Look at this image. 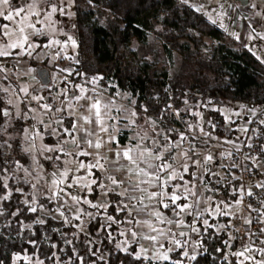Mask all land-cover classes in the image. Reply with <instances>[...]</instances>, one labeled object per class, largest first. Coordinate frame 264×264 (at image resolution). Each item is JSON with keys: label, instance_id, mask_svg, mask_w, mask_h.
<instances>
[{"label": "trees", "instance_id": "16d2710c", "mask_svg": "<svg viewBox=\"0 0 264 264\" xmlns=\"http://www.w3.org/2000/svg\"><path fill=\"white\" fill-rule=\"evenodd\" d=\"M19 1L11 0L12 6ZM74 2L76 58L69 62L57 61L56 66L71 68L75 83L85 80L92 85L94 79L100 78L107 87L112 82L111 94L123 91L135 98L140 121L154 117L162 120L165 127L167 124L180 125L172 112L173 106L181 119L196 122L194 113L198 107L207 104L218 108L209 112L208 130L218 131L226 120L219 108L234 104L264 108V62L188 3L181 0ZM151 34L160 40L163 54H155L149 60L151 53L146 49ZM175 52L181 56V64L170 77L167 62ZM2 85L0 79V202L8 192L3 181L8 173L11 175V195L2 201L0 264H12L14 255L24 252L38 254L44 264H55L56 255H60L61 264H145L143 258L135 259L136 245L130 246L128 251L118 248L125 213L118 207L120 197L115 193H110L106 211L91 209L94 216L87 224L90 237L51 218L44 225H36L32 235L26 232L22 235L23 225L34 223L38 217V213H32L22 202V193L17 192L19 187L26 190L29 186L15 179L17 165L26 166L30 161L22 140L26 122L22 117L10 121V113L3 115L9 110V94ZM185 101L191 102L192 108L183 110ZM62 118L68 127L72 120L64 113ZM125 142L121 138V143ZM195 171L196 167H190L184 178L192 180ZM95 175L100 177L98 173ZM212 178L208 174L206 183L212 189H220L217 200L237 201L239 182L233 184L234 192L230 194L231 183L217 186ZM96 195H91L93 201ZM41 202L46 203L45 200ZM104 214L112 217L111 221L106 219L105 224ZM218 220L225 225L219 233L215 228ZM229 221L230 218L221 211L217 218H210L206 227L198 222L204 230L197 241L196 259L183 256L184 249L181 248L172 252L170 261L164 264H240L235 255H229ZM56 227H61L62 236L55 232ZM92 238L101 242L91 245ZM63 247L64 252L61 251ZM238 247L237 240L231 242L233 252ZM101 253L107 255L106 260L99 259ZM228 255L229 263L225 258Z\"/></svg>", "mask_w": 264, "mask_h": 264}, {"label": "rangeland", "instance_id": "374dc122", "mask_svg": "<svg viewBox=\"0 0 264 264\" xmlns=\"http://www.w3.org/2000/svg\"><path fill=\"white\" fill-rule=\"evenodd\" d=\"M192 4L204 6L203 13L207 18L206 13H211L212 19L217 20L219 27L223 24L224 29L229 35L237 36L242 43L250 50L254 55H256L262 62H264V0H189ZM23 6L25 11L21 13L20 16H15V11L19 10V7ZM56 7L57 11L52 12L51 8ZM0 51L10 52L11 55L0 56V79L3 81L5 91L8 92V105L10 113V121L16 119L15 117H22L23 121L26 122V127L22 133L23 146L29 155L30 161L28 165L21 166L17 165L15 168L16 175L15 179L17 182H22L29 186L28 189H23L19 187L17 192L22 193V202L30 208L35 207L38 217L34 223L24 224L22 235L34 233V227L36 225H44L48 218L54 219L58 222H63L65 226L71 227L77 230L78 233H82L90 237L87 230V224L93 218L94 212L91 210L95 208L97 210L106 211L110 195V190L107 195H103V189L97 187V185L91 186V192L85 189L81 185L77 184V179L87 176L86 170H80L77 165L80 161L85 164L89 163L80 159L78 155H64L67 153H77L76 148L71 143L66 134L62 132L61 127V115H58L56 110V104L58 103L60 91H57L58 87L65 82H72L68 79L59 80L56 78L54 68L57 61L65 60L66 62L74 61L76 58L78 50V40L75 32V2L74 0H20L15 7L12 6L11 0L8 5L0 6ZM5 15H13V20L9 21L5 19ZM29 24H34L35 27H29ZM236 27V28H235ZM23 28V33L20 29ZM236 29V30H235ZM7 33V35H5ZM28 37V44L25 45L24 49H12L8 45L17 42L23 38V36ZM71 37V40H69ZM46 40V45L44 42ZM54 41H59L60 43H54ZM72 41H75V46H73ZM243 42H246L244 45ZM148 48L146 49L149 55V60L154 58V55L162 53L161 42L156 37L155 34L149 35L148 38ZM31 45V47H29ZM138 47V44H135ZM64 51V53H62ZM65 54V55H64ZM57 59V60H56ZM42 64V65H41ZM169 66V76L172 77L174 72L180 67L181 56L178 53H173L172 57L167 62ZM38 69H47L50 73L51 83L48 86H43L37 77ZM71 70V68H68ZM24 76H21L23 72H26ZM30 75V76H29ZM23 77V78H22ZM26 79V92L20 94L18 88V80ZM92 85L104 90L108 93L109 88L113 86L112 82H109L108 86L105 87L101 83L100 78L93 80ZM38 88H43L42 93H38ZM55 89V90H54ZM93 91V90H91ZM118 97L121 100L129 101L133 106L135 103V98L130 94L124 93L123 91H118ZM20 94V95H19ZM46 106V107H45ZM193 104L191 102L185 101L183 110L192 108ZM201 106V105H200ZM172 112L175 115V119L180 122V125L187 128L191 132H196L202 134L207 131L206 128V111L209 109H218L212 105H204L203 107H198L197 111L194 113L197 115L196 122L189 119H181L179 112L173 106ZM243 108L240 104H234L229 107L223 106L219 108L222 114L225 116L226 121L233 118L240 117L241 109ZM134 110V109H133ZM238 113V115H236ZM61 114V113H60ZM227 117V118H226ZM150 118V117H149ZM147 119V122L141 123L144 126V133L150 132L154 133L156 145L162 141H167L169 144L174 141L181 142L184 152H187V158L189 162L187 165L198 167H208L211 165V161L207 160L208 156H211L208 150L209 146H203L200 144L199 140L189 136L185 132L170 131L173 124H167L168 127L162 121L155 120L154 117ZM166 125V126H167ZM242 128V127H241ZM243 129V128H242ZM183 133L188 137L185 141L177 140L179 139V134ZM172 135H176V138H171ZM62 137V138H61ZM145 137V136H144ZM168 137V140H165ZM177 140V141H176ZM168 144V145H169ZM45 146L51 147L53 151H47ZM178 149H175L176 151ZM59 155L60 160H56L55 157ZM46 157H53V159H46ZM212 157V156H211ZM194 161L199 163L195 165ZM69 169V174L67 177H61V173ZM197 170V169H196ZM55 172L56 175L53 176L52 173ZM199 172V170H197ZM196 175H198L196 173ZM97 175L88 176V181L96 179ZM11 175L8 173L3 177V181L7 186V193L3 196L0 202V217L4 215V209L2 206L3 200H8L11 195V189L9 187ZM63 179V184H53L54 180ZM102 182L104 185L111 189L106 178L102 177ZM83 181L81 180V184ZM71 184V187L68 185ZM194 187H198L200 195L195 198L194 210L196 209V214L199 216L196 222L202 223L205 227L208 225L210 218H217L221 211L224 215L230 219L234 218L235 213L239 212V205L241 203L242 197L248 188L240 187L239 197L237 201H231L227 203L226 201L217 202L216 191H213L209 185L206 183L196 182ZM64 191L61 192L60 189ZM234 188L230 189V194H233ZM100 193L96 195V200L93 201L91 195ZM72 196L79 198V203L72 199ZM4 197H8L4 199ZM87 199L91 204H96V207H92L89 203H84ZM45 200L46 203L41 202ZM32 213H35L31 211ZM63 213V215H61ZM195 214V215H196ZM194 215V214H193ZM79 217V219H77ZM109 217L104 214L103 223L105 224L106 219ZM110 220V219H109ZM207 221V224L204 222ZM196 224V223H195ZM193 228L196 231V225ZM216 231L220 232L225 229L224 222L218 220V224L215 225ZM61 227H56L55 232H58L62 236ZM26 232V233H25ZM196 233V232H195ZM70 237L74 235L69 234ZM197 233L194 235L193 238ZM198 238V236H196ZM128 240V239H127ZM125 239L121 241L118 248L127 251L129 246L132 245L131 240L127 242ZM192 239L190 256H195L198 254V248ZM101 241L97 238H92L91 245L93 243L99 244ZM229 255H234L236 252H244V256H236L238 263L247 264L250 263V259H245L247 257H253L247 248L238 247L237 251L233 252L231 250V237L228 243ZM61 251H65L63 247ZM186 252L189 254L188 249ZM227 256V261H230V256ZM256 260L260 259L259 254L254 257ZM60 255L55 256V264H61L59 260ZM100 260H106L107 255L101 253L99 256ZM145 264H164L169 262L166 261H154L151 259H146ZM151 262V263H150ZM12 264H44V261L39 258L38 254H32L29 252H24L22 254H16L13 257Z\"/></svg>", "mask_w": 264, "mask_h": 264}, {"label": "crops", "instance_id": "0c3cea01", "mask_svg": "<svg viewBox=\"0 0 264 264\" xmlns=\"http://www.w3.org/2000/svg\"><path fill=\"white\" fill-rule=\"evenodd\" d=\"M188 4H192L191 1H189ZM238 41L242 43L240 40ZM243 44L245 45L246 42H243ZM44 45H46V41L44 42ZM62 53H64V51H62ZM25 74H28L27 71L23 72L21 76H24ZM23 87L24 89H26L27 87L26 79L18 80V88L20 90V94H22V92H26L27 94V90L24 91ZM57 89H58L57 91L61 90L60 94H63L62 92H64V95H60L61 97H59L60 99L57 100L58 103L56 104L57 113L58 115H61V120H62L59 127H61L62 132L63 129L66 128L64 124L65 122L63 121L62 118V114L64 113L66 117L70 118L72 122H74L77 125V127L73 130V134L79 143V148L77 147V144H74L72 142L73 137L67 136L66 134V136L69 139H71L70 141L73 144V146L76 148V151H85L92 154L89 157L80 156V159L94 163L95 159L97 158V152H99V155L104 156L106 158L105 160H101V163H103L105 168L108 169L109 171L101 172V171H97L96 169H93V172L95 174L98 173L101 179L103 177V180L104 178H106V181H108L111 189L115 188V186L111 185V181L107 179V176L109 174L115 175L118 179L125 176H132L131 179L132 184H135L138 180L149 179L148 177H144V176L136 177L131 173H125L124 171H119V172L115 171L118 165L115 164L112 160L113 151H119L124 146L126 145L131 146L132 144H135L138 141L143 145L144 148L156 149V143L155 144L153 143V141H155L156 135L150 132L147 133L143 132L145 128L144 126L141 125L142 121L139 120L138 111L136 110L135 106L131 104V102L129 101L126 102L124 100H121L120 97H118L119 93L117 92L116 94L108 93V95L100 94L91 91L89 88L85 86L78 84V82L77 83L65 82ZM81 89H83L84 91L81 92ZM94 101H99L101 103V107L103 111L106 113V115H104V126L109 129L107 133L100 131V125L98 123L88 124L85 123L83 120V117L85 116L94 118L92 117V113L88 111V107ZM104 105H107L108 107L104 109L103 108ZM133 113H135V115H133ZM151 118L153 117H150L149 119ZM154 119L158 120L156 118ZM159 121L162 120L159 119ZM144 122L146 124L147 120H144L143 123ZM86 132H90L92 133V135L86 137L85 135ZM110 136L113 137L119 143L114 144L108 142ZM141 137H143V140H141ZM121 138H123L126 141L125 144L121 143ZM87 140H92L94 143L97 142L98 140L102 141L103 147L99 150L90 147L89 144L87 143ZM179 143L180 145H182L181 142ZM168 144L169 142L162 141L161 143L158 144L160 145V148L156 150L164 151L165 147ZM176 151L184 152L185 150L181 146ZM165 155H167V152H165ZM152 162L154 164L160 163L159 161H155V160H153ZM187 162H189L188 159L181 160V158L178 156L175 162V168L177 169V171L182 173L183 170L180 168V164ZM121 163H127V162L121 161ZM141 166L144 167V165ZM190 167H193V165H191ZM187 174L188 173H183V177ZM162 176L167 177L168 173H163ZM170 183L171 185H178L179 191H177L176 188L168 187L166 190L169 192V194L174 193L176 195H180L181 193H183L184 195H188L187 189H192L194 187L193 185L196 183V177L194 174L192 180L186 177L183 180H181L178 175ZM140 187L146 189V191L140 192L137 190L133 192L127 181L120 188L116 189V191L120 193L119 195L120 201L123 202L118 206L120 210L121 208H123V204L128 205V208L123 210V212L125 213V218L121 228L122 229L121 241H124L125 239L126 240L128 239L129 241L131 240L130 243H132V245L137 246V250H138L137 255H140L141 258H143L144 260H146L144 258V256L146 255L147 259H151L154 261H163V259H160L159 256L157 255L158 252L162 254H166L169 257L168 260H170L171 253L181 248L184 249V252H186V249H188L189 251L188 256L190 258L191 257L190 251L193 248V245H191L192 239L195 240L194 242L199 252L197 241L200 235L202 234L204 228L198 226L197 225L198 222H196L197 221L195 215L196 209L194 210L195 208L194 201L196 197L189 196V199L187 201H184L183 199L177 201L176 203L180 205H184V204L191 205V207L187 209L185 212H180L179 209L176 208L175 205L171 202L168 196L162 197V200L163 203L169 204V208H164L163 205L157 199L148 198V193L153 191H160L159 188L153 187L152 183L141 184ZM126 189L128 190L127 193L125 192ZM194 189L199 196L200 195L199 188L194 187ZM110 193L113 192L111 191ZM129 195L134 196L135 199L129 200ZM109 204L110 202L108 201V205ZM173 209H175V211H173ZM157 211L162 213L164 217L163 223H161L160 220L156 217L155 213ZM169 220L172 221V223H168ZM194 224L198 226L196 231H193L195 230L193 228ZM149 225H151V227H149ZM152 228H157L161 230L163 235H161L160 232L152 231ZM133 232L136 233L135 237L132 235ZM195 232L197 233L196 236H198V238H196V236L195 238H193L194 235L196 234ZM144 236H156L158 242H153L151 240L144 239L143 238ZM176 240L180 242L179 246H177L174 243V241ZM121 241L118 243V246L121 243ZM141 248L145 249L146 253H142ZM249 262L250 263L247 264H261L260 259L256 260L254 257H252V259H250Z\"/></svg>", "mask_w": 264, "mask_h": 264}, {"label": "built area", "instance_id": "2783aa9c", "mask_svg": "<svg viewBox=\"0 0 264 264\" xmlns=\"http://www.w3.org/2000/svg\"><path fill=\"white\" fill-rule=\"evenodd\" d=\"M53 71L59 80L74 79L72 69L56 67ZM77 81L94 92L108 95V92L88 84L85 80ZM43 91V88L37 90L38 93ZM211 110L213 109L205 112L206 132H191L175 124L170 131L185 132L199 140L201 145L209 146L211 165L197 168L199 172L195 171L196 182L206 183V176L211 174L212 181L217 186L231 183L234 188L233 184L239 182L241 187L248 188L242 197L239 212L229 221L228 236L231 237V242L237 240L239 247L251 249L249 253L253 257L259 254L260 261L264 262V256L259 251L264 249V108L243 106L240 117L225 120L218 127V131L208 130ZM212 190L217 192L216 195L220 193L219 188ZM249 192L252 195H248ZM198 217L196 214V218Z\"/></svg>", "mask_w": 264, "mask_h": 264}, {"label": "snow or ice", "instance_id": "6c2138e0", "mask_svg": "<svg viewBox=\"0 0 264 264\" xmlns=\"http://www.w3.org/2000/svg\"><path fill=\"white\" fill-rule=\"evenodd\" d=\"M183 3H189V0H182ZM10 3V0H0V6H4V5H8ZM190 7L195 8L196 11L198 12H203L204 11V6L200 5H194V4H189ZM25 11L23 6L19 7V10L15 11V16H20L21 13H23ZM52 12H56L57 9L56 7H52L51 8ZM208 15V19L211 20V22L213 24L217 23V20L212 19L211 17V13H206ZM3 15V14H0ZM5 19L11 21L13 20V15H5L4 17ZM29 27H35L34 24H29ZM221 27H224L223 24L220 25ZM4 26H0V28H2ZM20 31L23 33L24 29L21 28ZM5 35H7V33H5ZM237 39H239V37H236ZM261 39H264V36L260 37ZM69 40H71V37H69ZM54 43H60L59 41H54ZM28 44V37L25 35L23 36V38L17 42H14L12 44H9L8 47L12 48V49H24L25 45ZM73 46H75V41H72ZM29 47H31V45H29ZM11 55L10 52L7 51H0V56H8ZM26 91V90H25ZM84 90L81 89V92H83ZM83 98V97H80ZM46 107V106H45ZM108 106L104 105L103 108L106 109ZM88 111L90 113H92V117L94 118H90L88 116L83 117V120L85 123L91 124V123H98L100 125V131L107 133L109 131V129L107 127L104 126V115H106V113L103 111L102 107H101V103L99 101H94L93 103H91V105L88 107ZM4 116L9 115V113L7 111L3 112ZM133 115H135V113H133ZM177 115H179V112H177ZM236 115H238V113H236ZM227 118V117H226ZM77 127V125L72 122L69 121V125L68 127L63 129V133L67 134V136H72L73 140L72 142L74 144H77V147L79 148V143L76 140L74 134H73V130ZM243 131V130H242ZM86 137L87 136H91L92 133L90 132H86ZM168 137H165V140H168ZM188 137H186L183 133L179 134V140L180 141H185L187 140ZM141 140H143V137H141ZM108 142L110 143H114V144H118L119 142L116 141L113 137H109ZM87 143L89 144L90 147H93L97 150L101 149L103 147V142L102 141H97V142H93L92 140H87ZM153 143L155 144V141H153ZM249 147H251V145H249ZM47 151H53V149L51 147L45 146ZM160 145H156V149H159ZM180 148V143L178 142H171L169 145H167L164 149V151H159L153 148H144L143 145L138 141L135 144H132L131 146H124L121 150L119 151H113V155H112V160L115 164L118 165V167L115 169V171L119 172V171H124L125 173H131L132 175L136 176V177H140V176H144V177H148L149 179L147 180H138L135 184L131 183V179L132 176H125V177H121V178H117L115 175H111L109 174L107 176V179L111 181V185H114L115 188L109 189L108 186L104 185L102 182V179L100 177H96V179L91 180L90 182L88 181V176H94L95 173L93 172V169H96L97 171H109L108 169L105 168L104 164L101 163V160H105L106 158L104 156L99 155V152H97V158L95 159V162H89L87 164H85L83 161H80L77 165V168L80 170H86L88 175L84 176L82 178H78L77 179V184L81 185L82 187H84L85 189H88L91 192V186L92 185H97L98 188L103 189V195H107L109 190L112 191L113 193H115L117 196L120 195L119 192L116 191V189L120 188L123 184H125V182L127 181L130 185V188L133 192L135 191H140V192H145L146 189L141 188L140 185L141 184H149L152 183L153 187L159 188L160 191H153L148 193V198L149 199H157L159 200V202L163 205L164 208H169V204L167 203H163L162 197L164 196H168V198L171 200V202L175 205L176 208L179 209L180 212H185L187 209H189L191 207V205L188 204H184V205H180L177 204L176 202L183 199L184 201H187L189 199V196L191 197H197L198 193L195 191L194 187L192 189H187L188 195H184L183 193H181L180 195H176V194H169V192L166 190L168 187H173L176 188L177 191H179V186L178 185H171V181L174 180L178 175L180 177L181 180L184 179L183 177V173H188L189 172V166L187 165V163H181L180 164V168L183 170V172H178L177 169L175 168V162L177 157L179 156L181 158V160H186L187 158V152H177L174 151L175 149H179ZM165 152H167V155H165ZM64 155H78L81 157H89L92 154L85 152V151H78L77 153L73 154V153H67L65 152ZM46 159H53V157H46ZM56 160H60V156L57 155L55 157ZM159 161V164H154L152 161ZM208 161L212 160L211 156L207 157ZM121 161H126L127 163H121ZM195 164H198V161H194ZM141 165H144V167H142ZM151 170V171H149ZM69 169H65L60 175L61 177H67L69 174ZM163 173H168L167 177H163L162 174ZM53 176L56 175L55 172L52 173ZM81 180L83 181V183L81 184ZM155 182V183H153ZM190 182V181H189ZM64 180L63 179H59V180H54L53 184H63ZM69 187H71V184L68 185ZM4 187H7L6 185ZM61 192H63L64 190L61 188L60 189ZM127 189L125 190V192L127 193ZM100 193H97V195H99ZM248 195H252L251 192L248 193ZM8 197H4V199H7ZM72 199L75 200L77 203H79V198L76 196H72ZM135 199L134 196L129 195V200ZM84 203H89L91 204L90 201H88L87 199L84 200ZM122 201H117L118 206L120 204H122ZM92 207H96V204H91ZM128 205L127 204H123V208H121V210L123 211L124 209H127ZM31 211L35 212L36 208L33 207L31 208ZM173 211H175V209H173ZM190 214V213H189ZM61 215H63V213H61ZM156 217L160 220L161 223L164 222V217L162 215V213H160L159 211H157L155 213ZM77 219H79V217H77ZM109 219H112V217H109ZM131 222V221H129ZM168 223H172V221H168ZM205 224H207V221L204 222ZM149 227H151V225H149ZM152 231L154 232H160L161 235H163V233L161 232V230L157 229V228H152ZM123 234V233H122ZM132 235L135 237L136 233L133 232ZM144 239L147 240H151L153 242H158L157 241V237L156 236H144ZM174 243L179 246L180 242L178 240L174 241ZM262 243H264V241H262ZM247 251H251V249H247ZM260 254L262 256H264V249L259 250ZM141 252L142 253H146V250L141 248ZM131 255V253H130ZM157 255L159 256L160 259L163 260H168L169 257L166 254H162V253H157ZM184 256H188L187 252L183 253ZM234 255L236 256H244V252H236L234 253ZM145 259H147V256H144ZM191 259L195 260L196 256H191ZM135 259L140 260L141 256L140 255H136ZM245 259H252L251 257H247L245 256ZM241 264H243V262H241ZM261 264H264V262H261Z\"/></svg>", "mask_w": 264, "mask_h": 264}, {"label": "water", "instance_id": "95a60500", "mask_svg": "<svg viewBox=\"0 0 264 264\" xmlns=\"http://www.w3.org/2000/svg\"><path fill=\"white\" fill-rule=\"evenodd\" d=\"M37 77H38L39 82L43 86H48L51 83L50 73L47 69H38Z\"/></svg>", "mask_w": 264, "mask_h": 264}]
</instances>
